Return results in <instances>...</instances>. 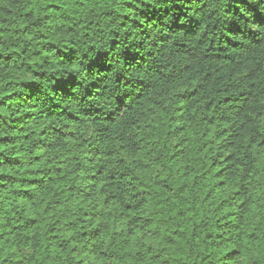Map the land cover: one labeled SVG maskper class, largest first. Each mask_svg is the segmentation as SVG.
<instances>
[{
	"label": "trees",
	"instance_id": "obj_1",
	"mask_svg": "<svg viewBox=\"0 0 264 264\" xmlns=\"http://www.w3.org/2000/svg\"><path fill=\"white\" fill-rule=\"evenodd\" d=\"M0 264H264V0H0Z\"/></svg>",
	"mask_w": 264,
	"mask_h": 264
}]
</instances>
